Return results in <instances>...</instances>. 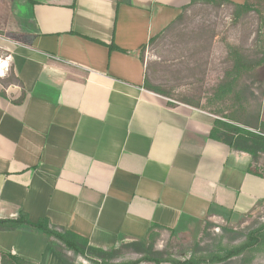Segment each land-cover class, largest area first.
<instances>
[{"label":"crops","instance_id":"obj_1","mask_svg":"<svg viewBox=\"0 0 264 264\" xmlns=\"http://www.w3.org/2000/svg\"><path fill=\"white\" fill-rule=\"evenodd\" d=\"M191 2L0 0V219H48L122 264V248L261 207L254 159L210 137L222 115L145 89V49ZM256 117L234 124L264 135V100ZM0 252L93 264L27 227L0 230Z\"/></svg>","mask_w":264,"mask_h":264},{"label":"rangeland","instance_id":"obj_2","mask_svg":"<svg viewBox=\"0 0 264 264\" xmlns=\"http://www.w3.org/2000/svg\"><path fill=\"white\" fill-rule=\"evenodd\" d=\"M246 3L251 10L238 19L230 6L214 7L199 1L183 14L174 27L148 45L144 58L151 82L171 92L172 101L199 104L220 116L233 117L237 124L250 127L257 123L256 116H259L264 100V65L239 70L233 85L222 94L217 92L223 79H228L227 73L233 71L230 45L240 47L252 60L262 58L264 0H247ZM254 161V170L264 176V156ZM262 226L264 203L254 213L238 221L207 222L191 237L164 233L154 239L150 247L155 257L184 261L218 254L224 248L240 245L250 232ZM134 250L120 249L113 261L126 263L142 259L143 255ZM252 255L251 264H264L263 250ZM237 262V259H232L223 264Z\"/></svg>","mask_w":264,"mask_h":264},{"label":"trees","instance_id":"obj_3","mask_svg":"<svg viewBox=\"0 0 264 264\" xmlns=\"http://www.w3.org/2000/svg\"><path fill=\"white\" fill-rule=\"evenodd\" d=\"M199 1L205 4L212 5L214 7H221L224 5L230 6L234 9V17L238 19L246 16L251 10L247 3H245L244 5H238L232 3L229 0H192L191 4L183 9L182 14L179 15V17H177V19L173 23H171V25H169L161 34H163L166 30L174 27V25H176L181 20L183 14ZM161 34L151 39L149 44L155 42V40L159 36H161ZM110 48L116 49L114 45H111ZM228 49L229 55L232 58L233 71H229L227 73V78L229 80L225 78L223 79L222 83L219 84L217 88V92L219 94H222L233 85V82L237 77L239 70L255 69L264 65V51L261 59L252 60L240 49V47L230 45ZM9 81H14L13 75L10 77ZM145 89L169 99H173L172 93L168 90L160 89L155 86L151 82L148 74L145 81ZM183 104L188 103L183 101ZM195 106H197L198 108H203V106H200L199 104ZM203 109L215 113V111H211L206 108ZM221 118L224 119V121L218 120L216 122L215 128L211 132L210 136L212 139L228 144L236 150L248 153L254 160L260 158V156L262 155L264 156V135L256 133L259 132V129H256V132L249 131L235 125L234 123L237 122L231 116L228 117L222 115ZM263 126L264 125H262L261 127ZM22 227L34 229L49 237L61 257H63L61 251L67 250L69 252H72L76 256L87 258L93 264H111L109 261H106L107 258L102 257V255H105L106 253L90 247L89 242L86 239L75 235L65 229L55 227L48 219L40 220L38 223H32L28 220L25 214H20L16 219H0V230L9 231L16 230ZM154 230L163 231L164 228L152 225L149 230V237L150 235H152ZM152 241H154V239ZM132 247H136V252L143 255L142 259L138 260L137 262H128L122 264H142L145 262L154 264H223L232 259H237V264H251L253 259V252L259 250L264 251V226L250 232L247 235L245 242L241 243L240 245L230 248H224L218 254L205 257L200 256L198 258L191 257L189 259H185L184 261L164 260L160 257H155L154 255L156 254L152 253L150 245H146L144 243L133 244ZM0 255L1 264H33L11 253L0 252ZM113 255L114 254H112L111 257ZM111 257L108 258L110 259ZM97 259L102 260V263L97 261Z\"/></svg>","mask_w":264,"mask_h":264}]
</instances>
